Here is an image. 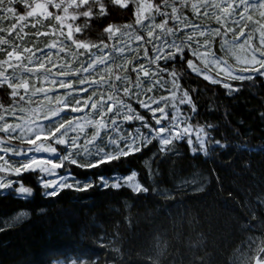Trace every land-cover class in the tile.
<instances>
[{
  "label": "snow or ice",
  "instance_id": "snow-or-ice-1",
  "mask_svg": "<svg viewBox=\"0 0 264 264\" xmlns=\"http://www.w3.org/2000/svg\"><path fill=\"white\" fill-rule=\"evenodd\" d=\"M119 10L131 13L133 23L105 24ZM189 13L217 26L196 23ZM9 17L13 23L0 32L8 36L15 32L23 42L29 35L25 29L30 27L35 29L31 32L35 41L52 39L43 48L36 43L22 47L0 36L4 55L0 90L11 98L8 107L0 103L3 197L34 198L33 187L24 183L29 174L36 176L45 198H56L65 190L127 189L136 198L151 193L173 199L171 190L156 185L159 167L154 169L152 164L158 156L162 162L182 157L178 145H184L194 159L208 160L214 152L229 148L223 135H214L219 125L193 123L199 115L201 90L185 87L182 81L195 74L207 87L224 89L226 96L264 81V0H0V19ZM93 24L102 29L99 43L85 38ZM106 40L115 42L110 45ZM113 53L122 61L117 63ZM17 68L29 76L8 73ZM160 90L167 95H157ZM38 95L47 104L20 107L26 115L17 117L15 105L31 104ZM5 114L20 122H7ZM259 118L264 120V112ZM12 141H19V146ZM145 150L152 151V156L145 161L143 180L136 169L116 173L130 157L143 156ZM241 150L252 151L246 146ZM243 167L250 168V163ZM102 168L114 174L105 175ZM76 170L84 173L83 180ZM197 175L180 178L176 187L198 184ZM195 190L202 192L204 186ZM256 204L264 205V199L258 197ZM125 207L131 205L125 203ZM45 211L40 208L38 214ZM31 215L30 210H21L0 220V233L16 228ZM126 219L130 223L131 217ZM155 240L157 259L149 258L147 264H159L167 252V241L159 235ZM189 247L193 253L188 264H214L206 248L198 251L204 247L201 242ZM72 264H88L86 254L77 255ZM244 264H264V241L255 247L249 244Z\"/></svg>",
  "mask_w": 264,
  "mask_h": 264
},
{
  "label": "trees",
  "instance_id": "trees-1",
  "mask_svg": "<svg viewBox=\"0 0 264 264\" xmlns=\"http://www.w3.org/2000/svg\"><path fill=\"white\" fill-rule=\"evenodd\" d=\"M108 22L133 23V18L119 10L112 12L105 24ZM101 31L100 25L93 24L85 38L99 43ZM182 83L201 90L199 115L193 123L219 125L220 131L214 135L227 139V150L214 152L208 160L203 156L194 159L186 146L178 145L182 157L172 156L162 162L158 156L152 164L154 169L159 167L156 185L171 190L170 200L151 193L136 198L127 189L65 190L56 198H45L36 176L25 174L24 183L33 187L34 198L0 196V220L17 211L32 212L16 228L0 233V264H72L79 254H86L88 264H147L149 258L157 259L158 235L168 243L159 264H188L193 253L189 246L197 242L204 245L199 252L206 248L213 255L214 264H244L249 244L255 247L264 241V205L256 204L258 197L264 199V151H256L264 149V120L259 118L264 112V81L257 80L255 86L232 96H226L220 87H207V82L195 74ZM10 102L0 90V103L8 107ZM241 146L252 151H243ZM152 151L130 157L116 173L136 169L143 180L145 161ZM245 163H250V168H244ZM76 171L83 180L84 173ZM100 171L114 174L111 169ZM194 173L198 174V184L176 187L180 178H191ZM200 185L204 186L202 192L195 190ZM40 208L46 209L45 213L38 214ZM129 216L130 223L126 219Z\"/></svg>",
  "mask_w": 264,
  "mask_h": 264
},
{
  "label": "rangeland",
  "instance_id": "rangeland-1",
  "mask_svg": "<svg viewBox=\"0 0 264 264\" xmlns=\"http://www.w3.org/2000/svg\"><path fill=\"white\" fill-rule=\"evenodd\" d=\"M190 17V16H189ZM190 19H193L195 20L196 23H200L202 25H211L213 27L217 26L215 25V22L212 21V20H209L207 18H204V17H201L199 19H196V18H191ZM11 23H13V20L9 17L8 19H0V28H9ZM135 27V26H134ZM41 30H46V27L45 28H41ZM26 32L29 33V35L27 37L24 38L23 42H21L18 38H17V35L16 33L14 32L12 34V36H8L7 35V32H0V36H5L6 38H8L10 41H12V43H15V44H22V47L24 46H27V47H32L34 43H36V46L37 47H40V48H43L45 44L49 43L50 40L52 39V37H40L39 38V41H35V38L31 36V32L35 31V29H31L30 27L29 28H26L25 29ZM190 31V29L188 30ZM23 35V34H21ZM231 38V35L230 37ZM124 39H127V37H125ZM115 41H109V44L111 45L112 43H114ZM136 45L133 43V47H135ZM35 50V49H34ZM45 51H47V49H45ZM106 52L108 51V49L105 50ZM38 55H40V53H37ZM128 55H131L130 53H128ZM113 56L116 60L117 63L121 62L122 61V57L117 54V53H113ZM4 58V55L3 53H0V59H3ZM226 59H229V62L230 63H234V61H232L230 58L228 57H225ZM83 59V58H82ZM24 63H27V61H24ZM31 67V65H29ZM8 73L10 75H22L24 77H27L29 76L28 73L24 72V70L22 68H17L15 70L13 69H9L8 70ZM63 90H60V92L62 93ZM57 93H53V97H55ZM167 95V92L163 91V90H160L157 92V95ZM18 99V98H17ZM11 103V102H10ZM41 103H44V104H47V101L44 100L43 96H36V97H33V102L31 104H25L24 102H19L18 104L15 105V107L17 108V112H16V116L19 117V116H25L26 113H21L19 111V108L20 107H24V108H34L36 107L38 104H41ZM53 105H49V107H51ZM0 113H3V110L0 109ZM5 118L7 120V122L9 123H14V122H20L19 120L16 119V117L10 115V114H5ZM2 123V122H0ZM46 123V122H45ZM0 135H3V134H0ZM13 144L19 146V141H12ZM0 155H3V153H0ZM18 159V158H17ZM59 171V170H58ZM49 179H58V177H48ZM190 188V187H189ZM196 189V188H195Z\"/></svg>",
  "mask_w": 264,
  "mask_h": 264
},
{
  "label": "bare ground",
  "instance_id": "bare-ground-1",
  "mask_svg": "<svg viewBox=\"0 0 264 264\" xmlns=\"http://www.w3.org/2000/svg\"><path fill=\"white\" fill-rule=\"evenodd\" d=\"M153 195V194H152ZM146 224V223H145Z\"/></svg>",
  "mask_w": 264,
  "mask_h": 264
},
{
  "label": "flooded vegetation",
  "instance_id": "flooded-vegetation-1",
  "mask_svg": "<svg viewBox=\"0 0 264 264\" xmlns=\"http://www.w3.org/2000/svg\"><path fill=\"white\" fill-rule=\"evenodd\" d=\"M18 7H19V5H18Z\"/></svg>",
  "mask_w": 264,
  "mask_h": 264
}]
</instances>
